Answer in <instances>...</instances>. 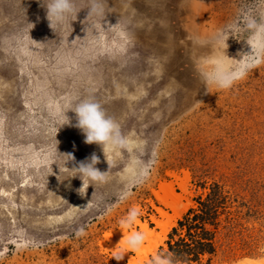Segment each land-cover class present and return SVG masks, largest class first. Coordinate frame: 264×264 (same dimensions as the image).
I'll return each mask as SVG.
<instances>
[{"label": "rangeland", "instance_id": "rangeland-1", "mask_svg": "<svg viewBox=\"0 0 264 264\" xmlns=\"http://www.w3.org/2000/svg\"><path fill=\"white\" fill-rule=\"evenodd\" d=\"M101 2L106 23L84 24L89 0H75L80 12L69 36L49 27L38 0H0V264H152L172 228L144 258L118 239L121 220L136 208L128 231L144 234L139 221L160 234L158 223L174 214L159 197L164 186L180 198L176 225L214 183L258 212L245 223L254 254L222 264H264V62L230 90L203 75L217 58L216 34L243 12L259 19L264 0ZM118 21L123 30L111 28ZM27 22L35 25L30 33ZM248 39L230 37L228 58L251 54ZM88 97L127 139L107 154L110 169L79 129L55 131L61 112ZM55 136L57 151L76 164L95 153L106 182L81 197L78 176L58 181ZM142 243L145 251L150 242Z\"/></svg>", "mask_w": 264, "mask_h": 264}, {"label": "clouds", "instance_id": "clouds-1", "mask_svg": "<svg viewBox=\"0 0 264 264\" xmlns=\"http://www.w3.org/2000/svg\"><path fill=\"white\" fill-rule=\"evenodd\" d=\"M38 2L41 4V7L46 9V19L49 22V27L54 31L57 29L67 31L70 36L73 31L72 22L76 21L77 15L80 12L75 0H38ZM89 4L88 15L83 23L86 24L92 17H97L106 23L104 4L101 0H89ZM24 11L26 15V9ZM99 20L93 22L90 27H96ZM34 27L33 23L27 22L29 33ZM111 28H121L123 30L119 21L115 26H111ZM89 30L85 28L86 32ZM244 32L249 34L248 43L252 49L251 54L242 55L240 60L228 58L226 54L228 48L227 41L230 37L236 38L237 35ZM65 42L67 43L68 39ZM33 43L35 42L33 41ZM215 48L218 53L217 58L212 63L210 70L203 73L204 78L207 83L215 85L220 90H230L239 81L245 79L250 71H253L264 62V57L261 56V51L264 50V13H261L260 18L257 19L251 11L243 12L240 20L230 23L225 29L216 34ZM231 61H235V63H228ZM69 111L75 114V124L72 123L67 115ZM58 122L60 127L55 129L57 133L60 128L66 125L75 127L84 135L85 144L99 145L102 148L109 169L112 167V164L108 160L107 154L117 148H123L127 144V139L122 135L120 125L113 117L107 114L103 105L96 101L94 97L80 99L74 105H68L67 110L62 111L58 117ZM56 136L54 156L51 164H55L59 169L58 181H61L59 178L62 173L68 174L63 181L78 176L82 181V187L77 190L81 197L86 194L90 185L94 186L106 182L109 171L101 172L96 168V165L100 163V159L95 153L85 161L76 164L72 153L61 154L57 151L59 142L56 140ZM59 158H63L62 166L56 163V160ZM69 162H73L74 164L71 169L66 167V164ZM50 171L51 175H53L52 166ZM68 186L70 187V184ZM139 215V210L132 208L120 223L123 227H131L137 221ZM76 235H84L83 230L78 231ZM142 242L143 234L139 232L132 234L129 239V245L132 247H139ZM0 256H3L2 252H0ZM153 264H174L172 254L163 257L157 256L154 258Z\"/></svg>", "mask_w": 264, "mask_h": 264}, {"label": "trees", "instance_id": "trees-1", "mask_svg": "<svg viewBox=\"0 0 264 264\" xmlns=\"http://www.w3.org/2000/svg\"><path fill=\"white\" fill-rule=\"evenodd\" d=\"M257 214L239 193L214 183L172 227L157 256L172 254L174 264H222L252 256L257 243L245 223Z\"/></svg>", "mask_w": 264, "mask_h": 264}, {"label": "bare ground", "instance_id": "bare-ground-1", "mask_svg": "<svg viewBox=\"0 0 264 264\" xmlns=\"http://www.w3.org/2000/svg\"><path fill=\"white\" fill-rule=\"evenodd\" d=\"M171 186H164L163 191L164 195L159 196L162 202L166 205H170L174 211V214L172 216H166L167 221L166 222H159L158 227L161 229L160 234H154L153 231H151L146 224H141V222L138 221V224L141 226V230L144 232L143 238L145 240H148L150 242V246L146 248L144 251L142 248L143 243L139 247H132L129 245V239L131 238L132 234L136 233L134 231L129 232L127 227H122L119 232H117V237L120 241L126 245L127 248L133 249L136 253L141 255L144 254V258H147L149 253H154L156 250L158 244L166 237L169 230L175 225L176 220L181 216V212L179 209V196H176L173 191L171 190ZM172 199V202L170 201ZM161 202V203H162ZM161 214V213H160ZM165 216V215H164ZM109 240H112L114 238V234H110L107 237ZM124 256L127 257V254L123 253ZM131 260V259H130ZM132 261V260H131ZM247 264H257L253 263L252 261L248 262Z\"/></svg>", "mask_w": 264, "mask_h": 264}]
</instances>
